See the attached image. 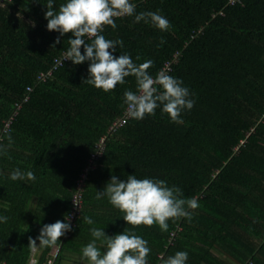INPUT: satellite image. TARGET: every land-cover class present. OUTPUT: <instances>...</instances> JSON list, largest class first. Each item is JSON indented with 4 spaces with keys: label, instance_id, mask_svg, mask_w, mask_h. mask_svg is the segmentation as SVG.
<instances>
[{
    "label": "trees",
    "instance_id": "obj_1",
    "mask_svg": "<svg viewBox=\"0 0 264 264\" xmlns=\"http://www.w3.org/2000/svg\"><path fill=\"white\" fill-rule=\"evenodd\" d=\"M47 2L0 4V130L12 116L0 135V217H7L0 222V262L6 264H26L29 239L44 225L66 222L75 180L94 144L122 115L124 92L137 87L129 76L114 90L96 89L83 82L89 62L70 60L38 82L71 38L47 30ZM131 2L136 14L158 11L170 27L160 31L134 23V16L117 18L115 29L106 26L101 33L123 41L113 55L128 54L137 65L151 60L148 72L155 77L178 51L167 74L189 89L194 107L181 113L182 124L158 107L155 115L130 117L108 137L87 174L71 231L41 247L37 263L82 257L93 240L89 230L97 227L108 237L124 231L141 236L150 249L148 264H161V256L178 251L187 252L186 264H264V0L230 6L227 0ZM64 3L53 0V10ZM17 168L33 172L35 180H11ZM131 175L178 187L199 207L189 210L191 220H169L167 231L127 225L123 213L106 196L97 199L96 191L112 176L123 181ZM97 247L102 254L106 250L101 241Z\"/></svg>",
    "mask_w": 264,
    "mask_h": 264
},
{
    "label": "clouds",
    "instance_id": "obj_2",
    "mask_svg": "<svg viewBox=\"0 0 264 264\" xmlns=\"http://www.w3.org/2000/svg\"><path fill=\"white\" fill-rule=\"evenodd\" d=\"M46 9L44 18L47 20V30L59 32L60 36L71 34L64 60H70L75 65L89 62L88 78L84 83L108 92L123 84L126 77L132 76L136 91L127 90L123 96L130 117L143 119L146 115H155L159 107L172 122L183 123L181 113L191 110L195 103L183 82L162 71L153 77L148 72L153 64L151 60L137 65L128 54L114 56L117 45L123 46V41L106 39L101 34L106 26L112 29L117 27L115 19L132 16L135 17L134 23L143 21L160 31H167L169 21L158 11L136 14V5L131 0H66L58 11L53 10V0H48ZM59 42L58 37L55 43ZM55 43L52 47H55ZM25 178L35 180V175L31 171L23 173L17 168L10 176L13 181ZM96 193L97 199L106 196L108 202L123 213L127 225H157L161 231L168 230L169 220L182 217L191 220L189 210L199 207L196 198H183L178 187H169L163 180L138 179L134 175L123 181L112 176L105 188ZM6 220L7 217H0V222ZM84 223L92 224L93 221L84 217ZM68 231H71L70 223L57 220L44 225L36 239L30 238L29 246L35 249L55 245ZM89 231L93 240L81 250L88 264H148V242L135 232L124 231L108 237L101 228L93 227ZM97 241H101V247L106 249L103 254L97 247ZM187 259V252L178 251L167 258L161 256V264H186Z\"/></svg>",
    "mask_w": 264,
    "mask_h": 264
},
{
    "label": "built area",
    "instance_id": "obj_3",
    "mask_svg": "<svg viewBox=\"0 0 264 264\" xmlns=\"http://www.w3.org/2000/svg\"><path fill=\"white\" fill-rule=\"evenodd\" d=\"M10 1L11 0H0V4H3L5 2H10ZM239 2H240V0H227V5L230 6V5H234L236 3H239ZM217 14L221 15L222 13H221V11H219ZM178 57H179V52L175 51L172 54L170 60L164 62L163 66L161 67L159 72L162 71V72L168 73L171 69V66L177 62ZM64 59H65V52H63L59 56L53 58L50 67L45 72H41L38 74V76L36 78L37 81L38 82H44L52 74L53 71L60 68L64 63H66L68 61V60H64ZM25 91L27 94L31 91V88L26 87ZM26 94L23 97L22 102L27 100ZM16 108H18V106H16ZM129 118H130V116L128 114L127 106H126L122 115L120 117H117L116 119H114L109 124V126L106 129L105 134L102 135L97 140V142L94 144L93 151L89 154V157L86 161V165L81 170V172L79 173V175H78V177L74 183V191L71 195V200H70V210L67 213V216L65 218V219H67L68 217L70 218L68 221H66V222L70 223V226H73L74 220L79 216L80 211H81V207H82L81 206V194H82L84 187H85V181H86L87 174L94 169L95 162L102 155V152L104 150L105 142H106L107 138L112 136L119 128H121ZM11 120H12V116L9 117V120L4 123L2 129L0 130V135H1V133H4L8 129V125L10 124ZM0 264H6V263L1 261ZM26 264H38L37 259L35 257V250L33 248L31 249V251L29 253ZM41 264H53V261L51 258H46L45 261Z\"/></svg>",
    "mask_w": 264,
    "mask_h": 264
},
{
    "label": "crops",
    "instance_id": "obj_4",
    "mask_svg": "<svg viewBox=\"0 0 264 264\" xmlns=\"http://www.w3.org/2000/svg\"><path fill=\"white\" fill-rule=\"evenodd\" d=\"M36 243H37V246H38L39 245V241L37 240ZM34 250H35V255H37L40 252L41 247L38 246ZM55 252H56V248H53L51 250V256H53L55 254ZM226 263L227 264H234V263H231L230 261H227ZM58 264H88V261L85 258L81 257V256L68 254Z\"/></svg>",
    "mask_w": 264,
    "mask_h": 264
}]
</instances>
